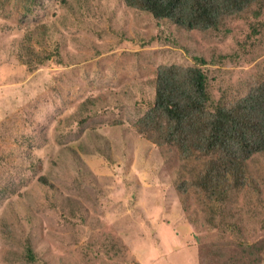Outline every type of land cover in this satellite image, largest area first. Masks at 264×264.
I'll use <instances>...</instances> for the list:
<instances>
[{
    "label": "rangeland",
    "instance_id": "1",
    "mask_svg": "<svg viewBox=\"0 0 264 264\" xmlns=\"http://www.w3.org/2000/svg\"><path fill=\"white\" fill-rule=\"evenodd\" d=\"M24 4L0 0V264H264V153L231 230L176 186L198 162L133 127L161 64L203 57L215 99L244 93L264 64V11L188 31L123 0ZM55 47L60 62L38 61Z\"/></svg>",
    "mask_w": 264,
    "mask_h": 264
},
{
    "label": "trees",
    "instance_id": "2",
    "mask_svg": "<svg viewBox=\"0 0 264 264\" xmlns=\"http://www.w3.org/2000/svg\"><path fill=\"white\" fill-rule=\"evenodd\" d=\"M34 1L25 0V7ZM123 2L147 12L157 23L169 22L188 31L218 30L226 19L244 15L256 18L264 11V0ZM52 56L60 62L58 47L44 53L38 61ZM192 57L195 61L188 65H158L153 98L133 127L155 145L175 146L181 159L196 160L198 169L190 179L177 183L178 190L186 192L192 188L200 194L208 206L207 219L214 225L239 229L230 211L237 195L254 182L248 172L249 159L264 153V64L261 72L247 82L244 93H223L215 99L209 88L208 72L202 66L204 58ZM39 179L50 184L45 176ZM247 245L248 253L256 259L253 245ZM25 247L27 258L34 260L31 244L26 241Z\"/></svg>",
    "mask_w": 264,
    "mask_h": 264
}]
</instances>
